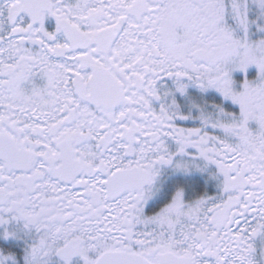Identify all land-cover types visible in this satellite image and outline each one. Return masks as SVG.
Returning <instances> with one entry per match:
<instances>
[{
    "label": "snow or ice",
    "instance_id": "6c2138e0",
    "mask_svg": "<svg viewBox=\"0 0 264 264\" xmlns=\"http://www.w3.org/2000/svg\"><path fill=\"white\" fill-rule=\"evenodd\" d=\"M0 264H264V0H0Z\"/></svg>",
    "mask_w": 264,
    "mask_h": 264
}]
</instances>
